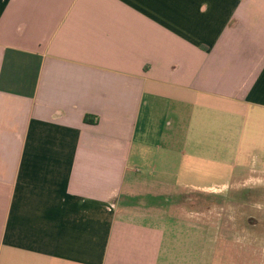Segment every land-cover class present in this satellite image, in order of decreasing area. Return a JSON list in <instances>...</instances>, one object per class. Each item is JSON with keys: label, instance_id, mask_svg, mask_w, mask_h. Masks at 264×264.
<instances>
[{"label": "crops", "instance_id": "obj_1", "mask_svg": "<svg viewBox=\"0 0 264 264\" xmlns=\"http://www.w3.org/2000/svg\"><path fill=\"white\" fill-rule=\"evenodd\" d=\"M235 179L264 187V0H0V264H209L185 204Z\"/></svg>", "mask_w": 264, "mask_h": 264}, {"label": "rangeland", "instance_id": "obj_2", "mask_svg": "<svg viewBox=\"0 0 264 264\" xmlns=\"http://www.w3.org/2000/svg\"><path fill=\"white\" fill-rule=\"evenodd\" d=\"M246 175L239 174L242 178ZM236 182L224 198L211 196L209 202L185 205L198 216L205 215L195 221L209 222V264H264V187Z\"/></svg>", "mask_w": 264, "mask_h": 264}]
</instances>
